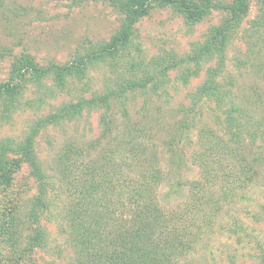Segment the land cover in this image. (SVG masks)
<instances>
[{"label":"rangeland","instance_id":"obj_1","mask_svg":"<svg viewBox=\"0 0 264 264\" xmlns=\"http://www.w3.org/2000/svg\"><path fill=\"white\" fill-rule=\"evenodd\" d=\"M218 1L224 5L232 2ZM258 13L257 1L251 0L249 15L227 46L225 72L219 79L234 103L253 119L264 112V83L246 62L250 53L247 37L253 33ZM228 17V11L218 7L202 21L190 24L171 7L154 6L138 21L132 43L119 57L86 61L60 84L52 76L13 79V85L19 84L14 105L6 109L0 102V264L77 263V249L60 226V215H65L60 201L65 203V197L55 200L52 190L53 197L46 200L48 211L38 203L39 182L30 160L58 187L59 158L69 146L83 151L79 163L84 164L100 143L107 146L106 137L121 136L131 123L154 121L146 130L151 128L156 138L165 137L174 123L184 119L181 108L192 105L205 81L206 68L216 63L204 59L200 73L189 75L187 83L181 76L187 66L192 71L195 65H182L162 75L163 66L158 69L154 63L166 54L177 58L197 54L212 29ZM122 21L123 16L104 0H0V83L9 81L12 64L22 54L31 55L43 68L75 63L78 57L107 44L119 32ZM133 62L141 64L134 68ZM146 73L154 79L147 80L145 89L126 87V81ZM201 103L189 133L187 158L200 152L202 146L196 139L201 130L213 129L218 142L228 139L218 131L216 122V116L223 119L225 112L219 111L214 101ZM254 143L251 149L247 143L236 146L254 171L248 173L250 184L237 188L234 199L222 198L221 192L236 185L220 180L210 187V194L206 189L198 192L199 199L188 192L187 185L166 195L172 183L167 172L171 158H161L165 175L158 199L167 211L183 216L178 223L181 231H186L182 240L191 243L184 255L169 263L264 264V142L258 139ZM238 164L230 157L223 158L217 169L233 175L239 171ZM1 168L12 169L9 182L3 180ZM195 175L191 170L184 178ZM194 220L198 230L192 232L187 227ZM35 223L40 225L38 233ZM35 234L43 240L41 246L30 244Z\"/></svg>","mask_w":264,"mask_h":264},{"label":"trees","instance_id":"obj_2","mask_svg":"<svg viewBox=\"0 0 264 264\" xmlns=\"http://www.w3.org/2000/svg\"><path fill=\"white\" fill-rule=\"evenodd\" d=\"M104 1L123 16L119 32L107 44L64 66L43 68L31 55H20L12 64L9 81L0 83V102L5 103L6 109L14 105L15 96L19 93V84L13 85L16 77L24 79L30 75L42 79L52 76L60 84L66 77L72 76L78 66L83 68L86 61L93 63L119 57L132 43L138 21L154 6L171 7L190 24L202 21L213 9H226L229 14L226 22L212 29L207 42L198 47L197 54L181 58L166 54L154 63L158 69L163 66L159 71L162 75L182 65H195L192 71L188 66L185 68L186 73L181 76L184 83L189 81L192 74L197 76L200 73L204 59L205 62L216 63L206 68L205 81L192 105L181 108L184 119L174 123L172 130H166L165 137L156 138L151 128L146 130L147 125L152 126L154 121L131 123L121 136L106 137L104 143L107 146L103 147L100 143L99 150L84 164L79 163L83 151L69 146L59 158L58 187L51 176L45 174L33 159L30 160L39 182L38 203L41 202L48 211L50 204L46 200L53 197L50 193L52 190L55 191V200L60 201L61 197H65V203L60 201L65 215H60L63 225H59L77 249L76 264H171L172 258L184 255L187 245H191L189 241L182 240L186 231H181L178 223L181 224L183 216L175 213V210L167 211L158 199V187L165 175L161 169V158H171L167 162V172L172 176V183L166 195L174 193L176 189L183 190L187 185L188 192L199 199L198 192L206 189L210 194V187L220 180L228 185H236L235 188H223L221 192L222 198L234 199L237 188L244 189L250 184L248 173L253 170L246 157L241 156L238 147L247 143L251 149L256 140L264 142V112L261 118L253 119L245 108L234 103L230 92L224 89L225 85L219 80L225 72L227 46L249 15L251 0H232L229 5L218 0ZM256 1L259 13L253 21V33L247 37L250 53L246 62L253 69V74H258L264 83V0ZM138 64L141 63L133 62L132 67ZM150 79L154 78L146 73L143 77L137 76L124 82L128 89H145ZM209 101H214L217 109L225 112L223 119L216 116V122L219 124L218 131L228 139L218 142L213 129L201 130L197 133L196 143L202 148L187 158L185 150L191 143L189 133L195 126L196 113L201 110L199 104ZM224 106L228 108L223 110ZM228 157L239 162L236 174L217 169L220 159ZM11 170H1L5 182H9ZM191 170L196 175L185 179L184 174ZM183 178L186 180L184 184ZM189 225L187 228L190 231L198 230L195 220ZM39 227L37 224L35 233H38ZM36 235L30 240L33 247L41 246L43 241Z\"/></svg>","mask_w":264,"mask_h":264}]
</instances>
